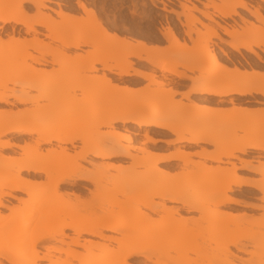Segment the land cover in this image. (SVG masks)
Segmentation results:
<instances>
[{"label":"bare ground","instance_id":"bare-ground-1","mask_svg":"<svg viewBox=\"0 0 264 264\" xmlns=\"http://www.w3.org/2000/svg\"><path fill=\"white\" fill-rule=\"evenodd\" d=\"M50 1L0 0V49L5 56L0 61V209L8 211L7 215L0 213V264H264V205H248L231 197L249 188L252 193L259 192L262 195L259 200L264 203V178L260 184H254L239 178L237 172L260 173L264 165L258 162L260 166L251 168L249 162L239 158L251 152L257 158H264V110L251 111L236 105L247 102V98L264 99V73L259 72L264 58L255 50L264 55V15L260 8L250 11L242 0H219L221 5L206 0V7H211L213 12L182 4L183 12L176 14L181 27L188 26L179 21L181 16L184 22L191 18L195 24L202 25L191 11H198L213 26H207L208 39L192 50L178 43L170 27L159 28L158 33L172 42L173 48H178L176 53L172 47L161 49L119 36L107 29L96 12L80 0L75 3L84 16L77 18L59 10L55 15L60 21L55 22L44 12L50 9L47 6ZM258 1L264 3V0ZM148 2L151 6L162 4L160 0ZM24 5L36 11L33 18L26 16ZM238 9L247 11L262 25L259 32L233 38L229 44L236 54L244 51L251 55L246 63L250 72L238 63H233L231 68L222 64L223 59H229L226 52L217 45H210L211 39L220 38L217 27L224 34L230 33L214 17L232 18L238 16ZM86 21L92 23L88 26ZM5 25L9 26V31L5 30L6 40H3L1 34ZM37 27L45 29L44 36L66 49L95 47L97 51L89 54V58L78 57V64L87 71H94V65L98 64L113 75L114 78H110L102 74L96 77V83L114 89L117 95L113 101L122 107L101 116L83 133L62 126L61 120L80 113L85 106L74 105L56 115L50 113V108L40 109L38 101L51 97L50 93L39 90L41 86L33 77L36 65L58 64L61 60L58 56L50 61L44 59L45 50L38 46L36 35L33 36L41 34ZM60 29L74 33L73 39L66 42L58 38L55 34ZM183 33L192 41V32L184 29ZM27 50H38V57L25 54ZM128 57L157 69L161 75L173 77L164 81L165 84L189 81L192 87L181 97L207 102L202 112L174 122V112L167 113V109L157 103L132 106L142 94L131 83L155 80L153 70L151 74L133 70ZM108 61L114 65H108ZM206 61L207 64L202 65ZM116 82L125 86L118 88ZM177 93L169 88L162 92L161 98L170 100ZM225 103L232 111L260 116L262 123L247 129L243 138L226 143L225 138L216 135V122L207 129L204 121H198L204 116L203 111L216 113L207 104ZM18 105L31 108L14 111ZM194 106L193 103L188 109ZM116 124L119 126H114ZM101 127L111 130L100 131ZM138 132H143V145L164 143L183 148L201 143L212 145L213 153L196 156L230 167L218 168L208 186L201 185V180L187 182V175L183 176V185L170 180L160 182V175L165 172L158 165L176 161L188 164L191 154L148 152L144 162H152L151 168L145 175L130 177L136 163L129 149H134L130 145ZM166 134L175 139L154 138ZM1 150L11 151L12 155L4 156ZM111 159L131 160L132 164L122 168L108 162ZM231 160L239 161L241 166L237 167ZM110 171H115L116 176H108ZM108 181L111 188L105 189ZM77 182L89 183L93 190L80 186L76 192H66L67 187H74ZM117 194L124 200L114 199ZM22 195L25 199L20 197ZM205 195L209 197L208 204L200 201ZM5 199L15 200L17 204L8 207ZM166 202L180 207H167ZM231 205L260 209L263 214L247 220L244 216L220 211V207ZM142 208L163 213L165 223L151 225L152 218ZM95 210L100 213L83 215L85 211ZM180 210L198 213V217L185 218L178 213ZM240 226L247 230L239 233ZM82 236L93 240L81 239ZM230 247L245 258L230 252ZM189 252L196 256L195 260L189 261Z\"/></svg>","mask_w":264,"mask_h":264},{"label":"rangeland","instance_id":"rangeland-1","mask_svg":"<svg viewBox=\"0 0 264 264\" xmlns=\"http://www.w3.org/2000/svg\"><path fill=\"white\" fill-rule=\"evenodd\" d=\"M86 4L88 8L93 9L96 12V16L98 20L102 21L104 26L111 30L116 32L119 36L125 37L127 39H133V40H139L144 43H146V37L149 32L155 31V26L153 22L149 19L153 17V14H150L147 12V7L150 5L148 0H80ZM216 5H221V2L219 0H212ZM231 2V0H229ZM236 1V0H235ZM76 0H51L50 3L47 5L50 9L46 10L44 12L50 14L51 18L54 19L55 22L60 21L59 18L55 15V12L62 10L68 14H72L74 16L82 17L84 16L81 11L78 9L76 5ZM186 2V1H185ZM189 7L184 4L186 7L191 8L195 7L199 11H206V12H213L211 7H206L208 2L206 1L205 4H202V9H199L196 5L190 4L189 1L186 2ZM230 4L227 3V6L229 7ZM24 8H26V16L28 18H33L36 14V11L30 6V5H24ZM241 16L242 14L239 13ZM191 15L198 20L201 19V15L198 13V11H191ZM131 17H134L135 19H131ZM182 17V16H181ZM184 19V17H182ZM242 22V28L240 31L236 30H230L229 36L231 39L233 38H242L248 36L250 32H259V28H262V25L257 21L258 25H254L253 23L249 22L247 19L242 17H239ZM180 19V17H179ZM185 20V19H184ZM202 22V21H201ZM87 23V21H86ZM92 22L88 21L86 25H90ZM183 24H187V28L183 27L185 31L192 32V37H195L194 40L191 41V45H186L188 49L192 50L195 48V45L206 41L209 37V32L207 29V26H211L210 24H205L202 22V25L195 24L191 18H187V22H183ZM252 24V25H250ZM170 27L172 31L174 32V27L171 25V23L168 21L166 22V25L161 27ZM20 28V27H18ZM71 28V27H70ZM3 32L1 34V38L3 40H6L4 37L5 30L9 31V26L5 25L3 26ZM38 32H41V34L35 33L33 36L36 35L38 46H40L43 50H45L44 59L47 61H50L53 57L58 56L60 58L61 62L58 64H50L47 63L46 65H36V71L33 74L34 79L38 80L39 85L41 86L39 90L45 91L47 93H50V100H39L38 101V107L40 109L50 108L51 114H58L62 113L65 109L78 105V106H85L83 107V110L80 113H75V115H69L61 120V125L64 127H73L74 130L78 133H83L86 130H88L89 127H91L94 123H96L98 120H100V117L103 115L110 114L112 111L119 109V104H117L114 100V97L117 95L116 91L114 89H111L110 87L101 86L98 83H96V77L104 74L107 77L114 78L113 75L109 74V72L106 69H103L102 66L96 64L94 65L95 70L94 71H87L82 68V65L78 64V57H88L89 54L94 53L97 51V49L93 46H83L79 50H73V49H66L64 48L59 42L56 40L47 38L44 36L47 34L45 29H41L37 27ZM216 30H221L218 27ZM73 34L71 31L67 30H59L57 34H55L58 38L61 40H64L66 42H70L73 39ZM175 34V33H174ZM259 34V33H258ZM32 35V34H31ZM145 37V38H144ZM254 38L258 36H253ZM31 37H27V39H30ZM145 39V40H144ZM213 40V39H211ZM220 43H217L218 47L224 48L226 50L225 46L220 45L222 43V39H217ZM216 39L213 42L217 41ZM178 41V40H177ZM180 45L185 44L184 42H179ZM216 43H210V45H214ZM150 46V45H148ZM157 47L163 49L172 47V49L175 50V52H178V48L172 46V42H169L167 46H161L156 45ZM257 52L261 53L258 49H255ZM227 51V50H226ZM38 50H27L25 51V54H29L31 56H37L38 57ZM258 53V54H259ZM262 54V53H261ZM249 55V54H248ZM245 58L246 60L247 56L243 55L241 56ZM5 59L3 51L0 49V61L1 59ZM89 58V57H88ZM128 60L133 63L132 68L133 70H142L143 73L151 74V70H153V76H154V82L146 81V80H138L131 83L132 87L136 89L137 91H140L142 94L141 98L138 99V101L133 104L132 106L140 105L141 103H157L160 106L165 107L167 110L166 112H174L173 120L174 122L182 121L183 119H189L191 118L194 113H200L202 112L201 108L202 105H205L207 102L205 101H193L191 97L190 99H185L181 97V95L188 92V90L192 87L190 82L187 80H179V85H174L172 83L165 84L166 80L173 79V77L167 76V75H161L159 71L149 65H146L145 63H139L134 58L128 57ZM240 60H242L240 58ZM108 65L113 66L114 62L108 61ZM143 64V66H142ZM207 64V61L202 63V65ZM222 64L227 65L224 61H222ZM80 65V66H79ZM227 67H231V65H227ZM142 68V69H141ZM179 69V68H178ZM243 70L242 68H240ZM181 70V69H179ZM259 72H263L264 70H260ZM185 73L187 75H191L189 72ZM1 75H0V82H1ZM165 81V82H164ZM117 87H123L125 84L121 82H116ZM128 85V86H131ZM182 85V86H181ZM11 88V86H9ZM16 91L18 90V87H12ZM174 89L178 93L177 95L173 96L170 100H163L161 97L162 92L166 91L167 89ZM34 94L37 95V93L34 92ZM230 97H227V99ZM258 99V104H248L243 102L236 103L237 106H240L241 108H245L247 110L255 111V110H264V99L260 97H255ZM252 100V99H251ZM257 101V100H256ZM196 104V106L191 107L188 109V106L191 104ZM131 105H129L131 107ZM210 105V107L214 108L216 113L211 114V111H203L204 116L200 117L198 119L199 122L204 121L206 123V128L208 129L209 126L211 127L212 122H216V135L221 136L222 138L226 139V143L235 141L237 139H241L245 136L246 130L253 126V128L260 126L262 123V118L260 116L256 115H245L244 113L240 111H232L231 106L227 103L222 105H216V104H207ZM128 106V107H129ZM25 107H30V105H18L15 110H23ZM1 109V106H0ZM61 110V111H60ZM114 126H119V124H116ZM110 128L107 127H101L100 131H110ZM143 132H138L136 136L134 137V142L132 145L134 149H129V152L135 156V163L134 168L132 169L130 173V177L134 176H141L145 175L148 170L151 168L150 166L152 162L148 163V160L146 162L145 158L147 157V153H152L154 155H167V154H180V153H189L191 154L189 157L190 162L184 164L182 162L176 161L171 162L168 164H160L158 165V168H161L164 170L165 174L160 175V182L165 180H170L174 184H180L183 185L185 183H182L184 181V175H187V182L195 181V180H201V185L208 186L213 177L214 173L218 168H224V167H230L228 164H216L210 161H206L203 158L196 156L198 154L202 155H210L214 152L215 147L212 145L201 143L198 145H191L188 147H181L180 145H166L164 143H157L156 145L152 144H145L143 145ZM154 138H159L163 141H171L175 139L173 135L166 134L162 136H154ZM1 154L4 156H10L12 155L11 151L1 150ZM239 158H241L244 161H247L250 163L251 168H256L260 166L258 162L264 163V158H257L255 153H247L246 155H239ZM153 160V159H152ZM113 165H120L122 168L130 167L132 164L131 160H123L121 159H111L108 160ZM231 163H234L237 167L241 166L239 161L237 160H231ZM134 163V164H135ZM87 166V165H85ZM261 172L255 173V172H248V171H237L239 178H241L244 181H248L250 183L254 184H260L262 179L264 178V165L261 166ZM89 170H92L91 167L88 166ZM115 171H110L108 173V176H116ZM110 177V178H111ZM109 178V181H110ZM106 183L105 189H110V182ZM80 186H85L87 189L93 190V187L91 184L86 182H77L76 186L74 187H67L66 192H76L80 188ZM84 194H87L84 191ZM87 196V195H86ZM114 199L118 201L124 200L123 197L120 195H114ZM22 199L25 197L22 195L20 196ZM197 196L193 195V198ZM203 198L200 200L204 204H208L209 197L207 195L202 196ZM232 198L237 199L240 202L246 203L248 205H264L263 202L259 200V198L262 197V195L254 191V193L251 192V189L243 188L237 193H234L231 195ZM112 198V197H111ZM200 199V198H199ZM72 200V198H71ZM156 202H163L161 199H156ZM4 204L6 206H15L17 203L15 200L5 199ZM167 207H180L177 203H168L166 202ZM142 211L149 214V216L152 218L149 223L151 225H161L165 223L164 215L163 213L159 211L150 212L147 211V209L142 208ZM220 211L222 213H231L233 215L237 216H244L247 220H250L251 218H257L261 214H263V211L260 209H250L245 208L244 206H223L220 207ZM84 212V211H83ZM0 213L2 215H7L8 211L6 209H0ZM99 214L100 211H85L83 213L84 216H88L90 214ZM180 216H183L185 218H192L196 219L198 217V213L195 212H185L180 210L178 212ZM247 230V227L240 226L238 228V232L242 233ZM71 235V232L66 231V234ZM119 237V235H116ZM91 239L93 238L82 236L81 239ZM95 240V239H94ZM230 252L236 254L239 256V258H245L243 254L237 253L235 249L232 247L229 248ZM253 250L254 249H250ZM173 255V253H170ZM195 255L192 253L187 254V258L189 261L195 260ZM133 262V261H131ZM211 262V260L209 261ZM236 264H239L236 262Z\"/></svg>","mask_w":264,"mask_h":264},{"label":"crops","instance_id":"crops-1","mask_svg":"<svg viewBox=\"0 0 264 264\" xmlns=\"http://www.w3.org/2000/svg\"><path fill=\"white\" fill-rule=\"evenodd\" d=\"M159 1V0H158ZM162 4L156 3L154 6L148 5L147 7V12L150 14H153L152 18H149L154 26H155V31L154 32H149L147 37H146V44L150 46H156V45H161V46H167L169 42L167 39L163 36H161L158 33V29L165 26L166 22H170L171 25L175 28L174 33L177 37V40L179 42H184L186 45H191V41H188L187 38L184 36L183 30L184 28L180 26V24L177 21L176 14H181L183 12L182 4H186L188 7L189 5L185 2V0H160ZM190 4H194L198 6L194 0H188ZM199 1L198 3L200 5L205 4L206 0H197ZM229 1V0H227ZM235 1V0H231ZM244 1L247 6H252L256 7L259 6L260 8H264V3H260L258 0H242ZM200 9H202V6H198ZM238 13H243L240 9L237 10ZM219 18V17H218ZM131 19H135L134 17H131ZM216 22H218L221 26L225 27L230 31V30H236L240 31L242 28V23L240 22V19L238 17H232V18H214ZM179 21L181 23L184 22V19L180 17ZM249 21L252 22L254 25H258L253 18H249ZM203 23L210 24L207 21L202 20ZM220 33V38L225 42L224 45L228 51V53H232V50L229 48V44L231 42V38L224 34L222 31ZM145 38V37H144ZM195 37H192V40H194ZM242 54H245L244 51H242ZM203 106V105H202Z\"/></svg>","mask_w":264,"mask_h":264},{"label":"flooded vegetation","instance_id":"flooded-vegetation-1","mask_svg":"<svg viewBox=\"0 0 264 264\" xmlns=\"http://www.w3.org/2000/svg\"><path fill=\"white\" fill-rule=\"evenodd\" d=\"M195 1V3L198 5V6H201L198 2L199 1H197V0H194ZM197 6V7H198ZM199 8V7H198ZM247 8L250 10V11H252L254 8H260L259 6H256V7H252V6H247ZM200 9V8H199ZM241 10V9H240ZM260 10H261V12L263 13V15H264V8H260ZM243 13H241L242 14V16H243V18H245V19H247L248 21H249V18H253L254 19V21L257 23V21H256V19L253 17V16H251L247 11H245V10H241ZM239 13H238V16H236V17H242ZM214 18H217V19H219V18H221V17H214ZM201 19L202 20H204V21H207V20H205L204 18H202V16H201ZM240 19V18H239ZM201 20V21H202ZM207 22H209V21H207ZM240 22H241V20H240ZM250 22V21H249ZM210 23V22H209ZM242 23V22H241ZM252 23V22H251ZM206 24V23H205ZM258 24V23H257ZM211 26H213V24L211 23ZM221 26V25H220ZM223 27V26H222ZM224 28H226V26L224 27ZM227 29V28H226ZM217 32H220V31H222V30H216ZM227 31L229 32V30L227 29ZM226 35H228V34H226ZM220 36V35H219ZM229 36V35H228ZM230 37V36H229ZM215 39H213L212 40V43H216V44H214V45H218L217 43H220L217 39V41L216 42H213ZM232 40V39H231ZM224 41L222 40V43L220 44V45H222V46H225L224 45ZM225 52H226V54H227V56L229 57V59H223V61L227 64V65H232L233 63H238V64H240V65H242V68H245V70H247L248 72H250V69L246 66V63L250 60V58H251V55H248L247 53H245V54H236L235 52H233V54H235V55H232V53H228V51H226L224 48H222ZM260 51V50H259ZM259 53V52H258ZM243 55H245V56H247V60L245 59V58H243V57H241V56H243ZM259 55H261L263 58H264V55L263 54H261V53H259ZM240 58L242 59V60H240ZM226 65V66H227ZM261 67H262V69L264 70V66L263 65H261ZM229 68H231V67H229ZM252 99V100H251ZM243 103H248V104H258V103H261V102H259V101H255V99L254 98H247V102H245V101H242Z\"/></svg>","mask_w":264,"mask_h":264}]
</instances>
